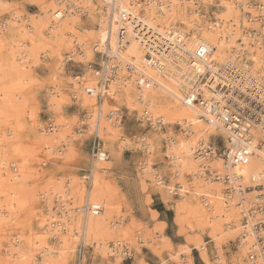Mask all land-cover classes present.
<instances>
[{"label":"rangeland","instance_id":"374dc122","mask_svg":"<svg viewBox=\"0 0 264 264\" xmlns=\"http://www.w3.org/2000/svg\"><path fill=\"white\" fill-rule=\"evenodd\" d=\"M63 1L0 0V159H2L0 175L5 170L15 172L17 169L18 173H15H20L19 178L13 180V184H0V263L41 264V260L45 259V264H219L220 262V264H241L248 261H256L258 264L257 255L254 260L248 259L251 251L241 246L240 239L243 228L247 225L246 221L252 223L255 241L259 235H256L254 226L258 223L264 225V200L256 198L264 192V186L247 188L251 183L241 181L238 182L243 191L241 197L231 193L232 190H228L231 188L230 180L226 179L227 173L220 165L224 164V160L219 155L223 148L231 147L226 136L217 131L211 134L203 132L196 135L193 132L187 135L188 125L184 124L183 120L163 114L162 111L165 112L170 106L168 102L157 108V112L159 110L161 112H154L155 117H161L164 123L162 128H155L149 127L153 123L151 121L141 122L143 108H138L132 115L128 114L123 104L107 101L110 108L106 111H120L119 127L115 129L117 132L114 131L115 134L110 131L102 132L104 137L101 145L110 153L105 181L107 180L115 189L111 214L114 228L119 229L120 236L108 237L100 233L90 238L89 243L83 246L82 239L72 233L73 238L65 249H62L58 241L48 236L43 244L42 228L45 224L41 221L44 217L42 216L45 212L44 208L50 204L56 214L55 219L60 222L62 218H60V207L71 204L68 203L70 197L76 202H72V207L79 203L77 183H84L85 186L88 184L87 177L93 163L91 156L98 145L91 128L93 119L89 117L95 114L96 108L81 105L80 97L73 89L77 84L81 86L82 92L88 84H99L100 77H97L95 72L99 70L100 56L93 51L97 41L86 42L85 46H88L86 48L90 52L86 55L84 46L80 45L81 41L77 40L74 34L66 38L67 41H64L66 45L61 44L60 49H63H59V56L58 54L56 56L48 48L50 41L54 42L48 35L49 24H46L47 27L45 26L42 32L45 43L37 39L38 37L33 33L25 35L21 32L24 29L23 25L30 26L41 20L49 4L60 3L66 7L67 3ZM134 1L140 6L143 5L138 9L140 13L149 6V2L144 0ZM157 1L159 2L154 0L151 7L157 9L166 0H160L162 2L159 3L160 5L156 4ZM170 1L171 5H174L173 12L176 11L172 14L174 29L185 31L198 25L202 33L218 31L221 37H229L231 32H234L236 38L229 44L224 43L223 39L216 40L218 45L222 46L223 43L222 47L227 49L225 53L218 54L216 45L217 57L225 61L236 50L241 51L240 56L235 55L232 60L246 59L250 71L256 72L258 79L264 83V28H262L264 0ZM81 3H76L78 5L74 3L76 30L83 29L85 32L78 35H83V39H86V33L92 28L95 18L91 13H87L84 9L85 4ZM146 15L152 16L147 10ZM251 40L256 48L249 46ZM235 46H238L237 49ZM82 48L84 51L80 53ZM31 52H34V55ZM231 83L232 81L229 80L223 82V85L226 84L228 90L230 87L231 90L235 89L236 84ZM213 86L215 88V84ZM236 91L243 93L237 85ZM251 91L253 93L256 89L253 88ZM56 92L57 95L60 92V97H57ZM249 92L250 90L243 93L246 94L244 97L252 95L262 108L258 94ZM99 98L98 96L97 102L100 101ZM57 99H60L58 103L60 105L52 107L54 100ZM3 104L7 106L5 109ZM52 129L55 131L51 132ZM51 133H55L58 141L52 139ZM140 135L151 143V150L146 151L136 141L134 144L133 140ZM109 137L112 138L107 139ZM257 138L256 142L262 146L264 135ZM180 139L183 142L193 139L194 145L198 147L192 157H199L198 162L203 160L209 162L211 166L205 169L204 173L206 177H211L210 184L203 183L202 178L192 177L189 172H185L182 176L175 173L176 168L174 169L173 160L170 158V155L174 154V149L169 147L172 146L173 140L179 144ZM14 146L19 148L18 152ZM208 146L215 147L216 154L212 153L209 156L204 153L198 154L197 151ZM144 165L149 166L150 174L142 179L140 174ZM197 169L200 171L201 167ZM215 176L219 180H215ZM187 186L189 189H186ZM169 187L172 190L171 194L166 193ZM210 187H220L226 190L227 194L230 192L229 196L232 200L235 197L236 202H233L234 206L227 208L223 206L225 210L223 209L224 211L220 212L217 218L211 219L210 223L205 225L204 220L195 213V209L208 203L209 208H204V211L208 217L213 216L211 209L215 204L208 195ZM179 188L180 191L182 188L186 189L183 198L179 196ZM240 198L243 201H240ZM17 200L21 204L24 203V207L21 204H18L21 205L20 208L17 205L15 208L10 206ZM69 207L71 205L67 208ZM67 208L64 210L66 211ZM59 224L63 226L64 222ZM116 241L120 250H126L121 258L111 254L104 255L99 245L107 243L112 246ZM255 244L257 251L259 246L257 242ZM199 245L204 246V251L199 250ZM45 248L52 252L59 251L60 256L43 257L46 255ZM5 251H11L15 256L6 257Z\"/></svg>","mask_w":264,"mask_h":264},{"label":"bare ground","instance_id":"6f19581e","mask_svg":"<svg viewBox=\"0 0 264 264\" xmlns=\"http://www.w3.org/2000/svg\"><path fill=\"white\" fill-rule=\"evenodd\" d=\"M64 1L65 3H67L66 7L64 5H61L60 3H53L51 5L49 4L50 6L45 5L46 7L49 8H47L44 11L43 18L37 21V23L35 24L32 23V25L30 24L31 22L30 21L29 22L30 26L23 25L24 29L21 32L25 33V35L29 33H33L36 37H38L37 39H40V41L42 40L44 42L45 38L42 35V32L46 24H49L48 35L52 37L54 42L50 41L51 44H48L49 45L48 48L54 54H56V56L61 47V44H65L64 41L66 40V38L71 37L75 34V38L81 41L80 42L81 44L80 43L79 44L84 46L86 55L90 54V52L86 48L88 46H85L86 42L97 41L93 50L94 54L96 52L106 51L107 61L105 63L103 61L98 62V66L102 68L100 73L97 74V72H95L96 76L100 77L98 85L96 83L88 84L87 86H85L82 92H81L82 88L80 85L75 84L73 86V89L76 91L75 93L80 97L79 103H81V105H89L93 108H96L95 114L89 116L90 118L92 117L93 119L91 123L92 124L91 128L93 129V132L95 133V136L97 138L98 145L96 146V151H97L95 156L96 158L95 160H93V163L90 166L88 184L86 185L87 187L84 185V183L82 184H80L79 182L77 183L76 190L79 193L78 196L79 203L77 205L74 204L76 203L75 199L70 197L68 203L71 204L69 205L67 204L66 207H60V211H61L60 218L62 217L60 222L62 221L64 222L63 226H61V224H59L60 222L55 219L56 214L53 212L51 205L48 204L49 202H47L48 205L46 208H44L45 212L42 214V216L44 217L42 218L41 216L42 218L41 223L45 224L42 228L43 231L42 233H44L42 237L43 244L47 240L46 236H48L58 241V243L62 245V249L63 248L65 249L70 239L73 238L72 233L77 235L79 239H82L81 242H83V246H86V243H89L90 238L92 237L94 238V236L100 233L108 237L120 236L118 235V233H120L119 229L114 228V224L112 222V214H111L113 207L112 200L113 197L115 196V189L111 184L107 182V180L105 181V173L109 169L108 158L110 156V153L101 146L103 145L102 137H104L102 135V132L104 133V131L105 132L110 131V133L112 132V134L113 133L115 134L117 132L115 129L119 127L118 115L120 114V111L119 110L106 111V109L110 108L107 101H110L112 103L118 102L123 104L126 107L128 114L130 113L132 115L133 112L137 111L138 108L140 107L141 109L143 108L141 111V122L151 121L155 125H153L152 123L150 124V126H154L155 128H158V126L161 123H163L162 122L163 120L161 117H155L156 114L154 112H157V108L158 109L161 108L164 102H168L170 106L166 109L165 112L162 111L163 114H166V116L171 115L172 118L183 120L184 124L188 125L186 130L187 135H190L193 132L195 134L196 133L202 134L203 132H207L208 134L209 133L211 134L216 131L221 132L226 136L227 141L231 146L230 149L234 147V144L231 145L228 133L220 125H218L214 121V119L210 117V115H208L209 113L208 107L210 106V104H212L210 103L211 98L214 97L216 99H219L221 95L220 92L215 90L213 86L216 80H214L215 82H213L211 85L209 84H207L206 86L197 85L199 86L198 89L200 95V99L198 98L199 102L197 104H193L192 101L189 99L192 96L191 93L192 90L194 89L193 84L196 73L200 72L202 70V66L205 65L209 66L210 69L212 70H217V69L221 70V73L218 72L219 75L218 79L220 83L230 80L232 81L233 84H236L239 87V90L242 91L243 93H246L250 90L251 92V93L249 92L250 94H253L255 92L254 95L258 94V96L261 99L260 102L262 103V108L259 107L258 109L260 110L256 111L259 119L257 122L251 121L248 123L249 129L245 135L246 138L245 140L246 141L248 140L249 144L252 146L251 148H253L251 157L244 164L233 165L224 161V164H220V165L223 166V168L227 173V176L225 175L226 179L230 180L231 188L228 190L229 191L232 190L231 193L232 192L236 193L241 197L243 191L241 189V186L238 184V182L241 181L251 183V185H248L247 188L248 187L260 188L261 186H264V151H262L261 146L258 144V142H256L258 140L257 138L258 136L264 135V83L258 79L256 72L250 71L249 63L246 59L232 60V58L235 55L240 56L241 51L236 50L238 46H235L236 51L232 53L231 57L230 58L228 57L227 60L225 61L220 60L219 59L220 57L219 58L217 57V52L215 50V48L218 46V50H219L218 54L225 53L227 49L222 47L224 46L223 43L221 44L222 46H220L218 45V42H216V40L223 39L224 43L226 42L229 44L231 40L233 41L236 38V34L234 32L233 33L231 32L229 37L227 35H226L227 37H221L218 31H208L206 33H202L201 28L198 25L195 26L194 28H189L188 30L185 31L174 29L173 26L174 20L172 18V14L175 13L176 11L174 10L173 12L174 5L173 4L171 5L170 0H166L165 2H163L166 6L165 5L163 6V3L160 2V0L159 2L157 1L156 4L158 5H160L159 3H162V6L157 7V9L151 7L152 3H154V0H144L145 2H149V6H146V10L152 16L146 15V10L144 12L141 11L140 13L138 9H140L143 5L140 6V4H138L134 0H117L114 9L108 5L107 0H64ZM81 2L85 4L84 9H86L87 13L88 14L91 13L92 16H94L95 18L92 24V28L88 30L86 33L87 34L86 39H83L84 37L83 35H80L82 37L78 35V33L82 32L83 34V32H85L83 29L76 30V22H75L76 12L74 10L76 9L75 6L78 5L76 3H81ZM74 3L76 4L75 6ZM179 13H181V11ZM134 20L136 21L134 22ZM208 29L209 28H207V30ZM46 40L48 41V39ZM163 41H169L171 44H173V46H170L169 52L167 54L164 55L161 53L160 55H156L154 53H151V51H149L150 54L159 63V69H156L151 66L152 63L149 62V59L147 57L148 53H146V50L148 51V48L156 47L157 43ZM250 43L251 45L249 46L251 47L254 46L253 40H251ZM201 44L208 47L211 50L209 62L199 61L194 58L193 52L198 47V45ZM254 48H256V46H254ZM257 49L259 50V48ZM30 50L32 49L30 48ZM154 50L158 52V48H154ZM82 51H84V49L81 50L80 53H82ZM31 53L34 55V52ZM222 63L225 65L224 66L221 65ZM18 67L17 69H19ZM88 72H90V70ZM144 80L150 83L147 87L146 85L143 84ZM236 85H235V89H236ZM253 88H255L256 91L252 93L251 89L253 90ZM59 93L60 92H58V95L57 92L55 93L57 97H60ZM186 94L189 95L188 99L186 98L187 96ZM98 96L100 97L99 98L100 101L97 102L96 100H98ZM50 99H52V96ZM58 103H60V99L54 100L52 107L56 106ZM5 104L3 105L5 106ZM6 107L7 106H5L4 109ZM53 130L54 129H52L51 132L55 131ZM51 136H53L52 137L53 140L58 138L55 135V133L54 134L51 133ZM193 136L196 137L195 135ZM111 138L109 137L107 139H111ZM189 138L191 139V137ZM46 139H48V137ZM181 140L182 139H180V141ZM56 141H58V139ZM135 141L138 142L141 147H144L146 151L151 150L152 145L151 143L145 140L144 136L141 135L137 136L135 140H133L134 144ZM193 141H194L193 139L191 141H184V142L181 141L179 142V144L175 140L172 141V146H170L169 148L174 149V154L170 155V158L173 160L172 162L174 163V169L176 168L175 173L178 174L179 176H182V174H184L185 172L187 173L189 172L191 173L192 177L202 178L201 181L203 183L210 184V182H212L210 179L211 177L209 178L206 177V173H204V170L209 169L211 165L209 166V162L204 160L198 162L199 160L197 158L199 157H192L194 150L196 151V148L198 147L194 145ZM14 147H15L14 149H16L18 152L19 148L17 149V146ZM3 148H7V147H3ZM200 167L201 170L199 171L197 168ZM1 169L2 168H0V170ZM16 170L17 169H15V172ZM149 171H150L149 166L146 165L142 166L140 177H142L143 179L144 177L149 176L150 174ZM15 172H10L8 170H5L3 174L0 175V184L3 183H5L6 185L10 183L13 184V180L16 177L19 178V174H20V173L16 174L18 172L16 173ZM215 180H219V178L215 176ZM185 188H182L181 191L179 188L180 191L179 196L182 198L185 196L186 189H189L188 186L186 189ZM166 193L168 194L172 193L170 187L167 189ZM3 194H5V192H3ZM208 195L210 196V198L214 200L213 202L215 204L211 209V213H213V216L211 218L208 217V215L204 211L205 210L204 208L207 207L209 208L208 203H204V205L201 207L197 206L195 209V213L204 220L202 221L205 225L209 224L211 219L217 218L219 216V213L225 210L223 206L227 208L233 205V202H236L234 201L235 197L232 200L231 197L229 196L230 192L229 194H227L226 190H222L220 189V187H214V188L210 187ZM256 198L258 200H264V192L257 195ZM240 201H243V199L240 198ZM72 202H74L73 203L74 207H72ZM262 202L263 201H261V203ZM18 204H21L19 200H17L16 203H11L10 206H12L13 208L19 206L18 208H20V206L22 205L24 207L23 205L24 203H22L21 205ZM70 205L71 207L67 208ZM235 205L239 206V204H235ZM66 208L67 210L65 211L64 209ZM97 208L99 209V211L95 212V209ZM246 223L247 225L246 227L243 228L242 237L240 239L241 246L245 247L247 251H251L250 252L251 254H255L254 259H256V255H257L258 264H264V249L258 247L256 251V244H255V242H257L258 246H260L261 244H264V242L263 243L259 242L258 239L259 236H257L255 241L254 239L255 235L253 229L251 228L252 223L249 220L246 221ZM263 226L264 225L259 223L254 226V231H256V235L258 234L262 236L261 233L264 234V231L261 229ZM39 235L41 234L39 233ZM118 245L119 244H117L116 241L115 244H112V246H109L107 243H103V245H99V246H101L102 253L104 255L111 254L114 256H119L121 258V256L123 255V251L120 250V247H118ZM198 248L200 251H204L203 245H199ZM44 252H46V255L43 256L45 258L50 255L60 256L59 251L52 252V250L50 251L45 248ZM256 252H258L259 254ZM5 253H6L5 254L6 257L9 258L10 257L13 258L15 256V254L11 251H5ZM41 261H42L41 264H45L46 262L45 259H42ZM253 262L251 261H248V263L241 262V264L257 263L256 261L254 263Z\"/></svg>","mask_w":264,"mask_h":264},{"label":"built area","instance_id":"2783aa9c","mask_svg":"<svg viewBox=\"0 0 264 264\" xmlns=\"http://www.w3.org/2000/svg\"><path fill=\"white\" fill-rule=\"evenodd\" d=\"M108 5L111 8H115V3L117 0H107ZM136 20H134L135 22ZM139 26V24H138ZM138 28V27H137ZM262 28H264V25H262ZM143 31V30H142ZM148 36V35H147ZM155 46V45H154ZM170 46H173L169 41H163L160 43H157L156 47L158 48V52L154 50V48H148V51L146 50L147 57L149 59V62H151V66L159 69V63L156 61V59L150 54L154 53L156 55L167 54L169 52ZM194 58L199 61L209 62V57L211 55V50L204 46V45H198V47L194 50ZM100 56V61H103L104 63L107 61V55L106 51L103 52H96ZM102 70L101 67H99V70L96 71L97 74L100 73ZM218 72H220L219 69L212 70L209 66L205 65L202 66V70L198 73H196L195 79H194V89L192 90V96L189 98L193 104H197L199 102L198 98L200 99L199 95V86L200 85H211L214 80H216L215 84V90H221L220 91V98L216 99L214 97L211 98L210 106L208 107L210 117L214 119V121L220 125L229 135V139L231 142V145L234 144V147L232 149H227L226 147L223 148L222 152L219 154L222 160L230 163V164H244L248 161V159L252 155V146L249 144V141L245 140V135L249 129L248 123L251 121H258L259 117L256 111L260 110L258 109L259 103H257L254 98L247 96L244 97L243 93H238L236 89H232L231 87L228 90L227 86L223 87V83H220L218 77ZM146 87L150 84L146 80L143 82ZM199 85V86H197ZM187 95V94H186ZM188 96L186 98L188 99ZM261 108V107H260ZM151 123V122H150ZM148 124V123H147ZM157 124V123H156ZM164 124H160L158 128H162ZM149 127H151L149 125ZM244 136V138H243ZM262 144V150L264 151V142H261ZM96 149L93 151L91 160L93 161L94 158H96ZM200 155L201 153H204V155L207 154L209 156L210 154H216L215 147L208 146L207 148H201L200 151H197ZM88 178V177H87ZM88 180V179H87ZM99 211V209H95V212ZM264 231V226L261 228ZM259 235V242H264V234L261 233ZM260 248L264 249V244H261L259 246ZM126 252V250L123 251V253ZM255 257V254H251L249 258L253 260Z\"/></svg>","mask_w":264,"mask_h":264}]
</instances>
